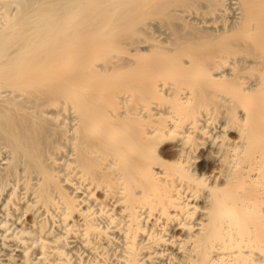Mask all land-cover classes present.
Instances as JSON below:
<instances>
[{
	"label": "bare ground",
	"instance_id": "6f19581e",
	"mask_svg": "<svg viewBox=\"0 0 264 264\" xmlns=\"http://www.w3.org/2000/svg\"><path fill=\"white\" fill-rule=\"evenodd\" d=\"M0 264H264V0H0Z\"/></svg>",
	"mask_w": 264,
	"mask_h": 264
}]
</instances>
